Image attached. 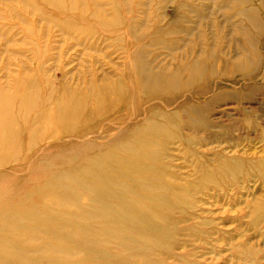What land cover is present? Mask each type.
Wrapping results in <instances>:
<instances>
[{"label":"bare ground","instance_id":"1","mask_svg":"<svg viewBox=\"0 0 264 264\" xmlns=\"http://www.w3.org/2000/svg\"><path fill=\"white\" fill-rule=\"evenodd\" d=\"M27 1L41 20H54L64 40L84 46L108 31L111 42L128 41L120 47L122 68L101 72L80 64L83 70L73 74L58 66L60 56L46 54L58 48L45 33L43 47L29 43L22 76L0 70V264H165L162 256L172 257L176 237L194 234L193 226L178 227L194 221V192L218 185L208 188L209 201L223 191L219 178L247 176L250 164L260 176L264 157L252 163L221 152L208 168L201 153V179L176 176L169 163L174 138L194 175V140L182 131L194 124V93L179 96L183 86L193 85L194 57L167 70L152 65L154 57L136 45L144 35L114 3L107 9L90 0L94 10L88 12L83 0H39L61 16L55 18ZM157 97L165 98L161 106L148 103ZM186 107L192 115L182 127L176 114ZM251 213L252 225L264 222V202ZM40 239L53 243L29 246Z\"/></svg>","mask_w":264,"mask_h":264},{"label":"rangeland","instance_id":"2","mask_svg":"<svg viewBox=\"0 0 264 264\" xmlns=\"http://www.w3.org/2000/svg\"><path fill=\"white\" fill-rule=\"evenodd\" d=\"M33 1L40 6L42 14L61 18L39 0ZM91 1L107 9L114 3L117 12L133 24L135 31L144 35V41L135 43L144 46L150 59L154 57L152 65L159 63L167 70L171 64L189 63L194 57L193 85L183 86L179 94L184 98L187 96L184 93H188L187 97L194 93L190 103L194 105L193 126L183 127V122L192 115L187 107L176 114L182 119V131L189 136L190 142L194 140V175L193 163L184 158L182 143L174 138L169 163L176 176L187 177L194 183L201 179L197 172L201 153L206 154L204 165L208 168L213 165L215 154L221 152L252 163L264 157V0ZM91 1L82 2L88 12L94 10ZM72 15L79 16V13L75 10ZM53 21L41 20L27 0H0V70L7 71L15 79L22 76L19 72L25 71L23 63L31 57L27 52L29 43L36 41L43 47L45 33L50 34L48 44L58 48L46 54L60 56L57 63L63 72L76 74L83 70L80 64L96 65L101 72L122 68L120 47L128 38L114 43L110 41L111 34L103 31L105 35L95 36L99 42L88 39L83 46L62 39ZM118 26L121 31V25ZM159 30L163 31L157 33ZM26 38L28 43L23 44ZM183 76L186 78L187 73ZM164 99L151 98L148 103L161 106L159 101ZM251 167L247 176L219 178L223 191L216 190L209 201L205 197L211 194L208 188L217 189L218 185L194 192V210L190 211L194 221L178 224V227L193 226L194 234L186 231L176 237L175 248L170 249L172 257L162 256L165 264H264V222L250 223L252 208L264 202V174L259 176L253 164L245 170ZM204 219L213 222L202 224ZM170 220L174 221L173 215ZM51 243L40 239L29 246ZM161 249L154 253H162L164 249ZM254 255L259 262H254Z\"/></svg>","mask_w":264,"mask_h":264}]
</instances>
